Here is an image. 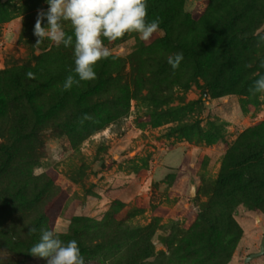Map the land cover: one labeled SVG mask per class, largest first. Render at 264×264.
Listing matches in <instances>:
<instances>
[{
    "label": "rangeland",
    "instance_id": "rangeland-1",
    "mask_svg": "<svg viewBox=\"0 0 264 264\" xmlns=\"http://www.w3.org/2000/svg\"><path fill=\"white\" fill-rule=\"evenodd\" d=\"M208 4L209 0L185 1L184 40L211 27V20L204 18ZM48 7L46 0H1L0 71L34 62V54L54 45L47 40L36 45L33 32L38 12ZM67 28H72L70 22L64 24ZM165 35L158 27L148 40L137 33L104 40L112 55L126 60L123 81L129 79L131 54ZM262 38L264 26L252 42V57L237 62L233 75L218 77L231 82L228 89L213 94L191 66H169L160 77L177 73L169 77L177 78V83L155 98L144 90L119 108L114 120L82 142L74 144L64 133L45 131L44 156L32 173L49 175L58 190L48 221L37 228L54 230L67 224L69 233L77 219L89 220L86 249L81 251L85 264H264V253L246 262L250 254L260 251L264 207L245 201L230 211L238 234L228 231L226 217L220 225L222 246L235 239L231 258L213 255L203 245H182L187 234L203 222L227 149L244 130L264 121V93H242L235 85L264 75L258 62L264 59ZM193 183L195 196L190 194ZM100 224L107 227L99 233ZM144 234H148L146 240ZM139 241L136 247L144 246L146 252L137 263L130 251ZM0 264H46V258L16 255L0 247Z\"/></svg>",
    "mask_w": 264,
    "mask_h": 264
},
{
    "label": "trees",
    "instance_id": "trees-1",
    "mask_svg": "<svg viewBox=\"0 0 264 264\" xmlns=\"http://www.w3.org/2000/svg\"><path fill=\"white\" fill-rule=\"evenodd\" d=\"M185 1L148 0L146 20H158L166 35L131 54L127 81L121 75L126 60L112 55L97 63L94 80L65 89L67 76L78 77L73 71V48L63 45L44 47L40 54L33 55L34 62L0 71V247L12 254L32 256L29 251L42 232L37 226L50 217L49 206L58 188L49 175L32 173L44 156L45 131L64 133L74 144L82 142L114 120L119 108L139 98L144 90L148 97L155 98L177 83V78L169 80L177 73L160 77L162 70L172 67L168 57L176 53H183L180 65L191 66L213 94L231 85L218 77L233 75L237 62L252 57V42L264 26V0H209L204 18L211 20V27L184 40L181 27L188 19ZM65 31L73 34V28ZM258 62L264 68V59ZM28 73H32L31 78ZM257 79L235 85L248 93ZM242 201L264 207V121L244 130L227 149L204 208L203 222L187 234L183 247L203 245L213 255L222 253L226 259L231 258L235 239L222 246L224 232L220 225L226 217L228 231L238 234V224L230 211ZM88 221L77 219L71 232L61 239L76 240L80 251H85ZM104 226L99 225V233ZM140 242L130 251L137 263L146 252L144 246L136 247Z\"/></svg>",
    "mask_w": 264,
    "mask_h": 264
},
{
    "label": "clouds",
    "instance_id": "clouds-1",
    "mask_svg": "<svg viewBox=\"0 0 264 264\" xmlns=\"http://www.w3.org/2000/svg\"><path fill=\"white\" fill-rule=\"evenodd\" d=\"M148 0H46L47 11H39L34 25L36 45L46 40L56 47H72L75 72L78 79L67 76L64 88L74 83L96 78L95 66L101 60L112 56L104 40L116 41L128 33H137L143 40H148L158 30L159 21L146 20ZM46 18V23L42 22ZM70 22L73 34L69 35L64 24ZM264 39V38H262ZM183 60V53L168 57L173 69ZM30 78L32 73L27 74ZM253 94L264 93V75L254 82L250 89ZM35 231L34 228L29 229ZM68 225H57L53 229H44L39 242L35 243L30 253L35 257L46 258V264H85L78 242H65L62 235L67 234Z\"/></svg>",
    "mask_w": 264,
    "mask_h": 264
},
{
    "label": "water",
    "instance_id": "water-1",
    "mask_svg": "<svg viewBox=\"0 0 264 264\" xmlns=\"http://www.w3.org/2000/svg\"><path fill=\"white\" fill-rule=\"evenodd\" d=\"M195 189H196V186H195V184L193 183V184H192L191 191H190V194H191L192 196H195V194H196ZM263 253H264V237H263L262 242H261L260 251H258V252H254V253L250 254V255L246 258V262L249 261L250 259L254 258V257H258V256L262 255Z\"/></svg>",
    "mask_w": 264,
    "mask_h": 264
}]
</instances>
